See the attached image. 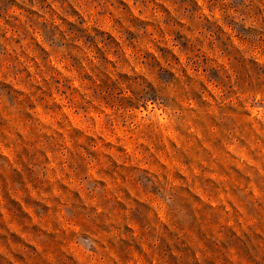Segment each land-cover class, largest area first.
<instances>
[{"label":"rangeland","instance_id":"obj_1","mask_svg":"<svg viewBox=\"0 0 264 264\" xmlns=\"http://www.w3.org/2000/svg\"><path fill=\"white\" fill-rule=\"evenodd\" d=\"M0 264H264V0H0Z\"/></svg>","mask_w":264,"mask_h":264}]
</instances>
